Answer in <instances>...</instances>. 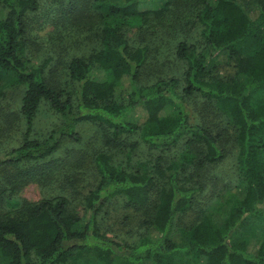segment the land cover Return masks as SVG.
<instances>
[{
    "label": "trees",
    "instance_id": "trees-1",
    "mask_svg": "<svg viewBox=\"0 0 264 264\" xmlns=\"http://www.w3.org/2000/svg\"><path fill=\"white\" fill-rule=\"evenodd\" d=\"M59 1L61 23L86 29L99 25L97 49L66 63L73 91L49 85L43 65L33 66L28 57L26 18L38 9L37 1L0 0V79L9 77L23 86L19 111L24 120L21 142L0 155V169L44 159L55 152L62 137L77 141L74 127L79 122L98 125L108 144L137 134L142 144L161 149L184 138L187 161L196 160L197 167L215 164L225 156L222 130L213 134L193 122L180 99L195 95L208 101L235 130L237 193L221 226L200 211L185 223V241L178 244L170 238L171 226L176 213L192 208L195 189L180 186L177 173H165L158 162L149 169H132L114 166L99 153L94 158L97 181L84 199L86 220L80 223L63 197L7 201L8 210L0 212L1 260L113 264L114 257H120L128 264H181L175 255L185 253L194 264H264L263 239L234 238L231 233L246 218L262 217L260 206L264 207V0H153L154 7L143 8L139 6L143 0ZM179 3L193 6L191 20L198 26L202 46L184 40L174 45L175 56L185 65L178 94L175 78L140 81L147 48H130L121 28L130 18L159 17ZM220 64H233V76L213 75ZM42 100L61 121L38 141L30 134ZM134 146L127 144L126 155ZM28 174L20 180H27ZM117 193L143 214L147 236L137 243L119 244L99 233L97 215Z\"/></svg>",
    "mask_w": 264,
    "mask_h": 264
},
{
    "label": "rangeland",
    "instance_id": "rangeland-1",
    "mask_svg": "<svg viewBox=\"0 0 264 264\" xmlns=\"http://www.w3.org/2000/svg\"><path fill=\"white\" fill-rule=\"evenodd\" d=\"M38 9L27 14L28 57L35 67L43 65L46 82L66 91H73L74 84L66 74V63L73 56L84 57L98 47L97 28L76 27L58 20L56 6L59 0H36ZM62 5V4H61ZM60 5V6H61ZM153 0H143L139 6L154 7ZM193 6L177 5L159 17L148 16L141 21L130 18L121 28L130 48L145 46L146 62L141 72V82L161 78H175L176 91L181 84L184 62L174 54V45L179 40L202 46L198 26L191 20ZM246 44H243L245 47ZM233 64L218 65L213 69L217 77H232ZM23 86L9 77L0 79V155L18 146L24 130L23 116L19 111ZM181 102L193 122L207 127L213 134L221 130L220 145L225 156L215 164L196 166V160L189 162V154L184 153V138L168 148H150L138 141L137 134L119 137L114 144L106 143L98 125L79 122L74 130L78 140L62 137L57 149L51 155L37 162H27L19 166L0 169V212L8 210L7 201L26 200L37 202L43 199L63 197L67 208L75 213L80 223L86 220L84 199L88 190L97 181L94 158L101 153L109 163L132 169H149L158 162L165 173L176 172L177 183L184 188H194L193 206L184 214L176 213L170 230V238L181 244L185 241L183 226L200 214L210 215L212 222L221 226L231 209L237 193L238 174L236 168L237 146L233 139L234 128L223 115L216 113L212 105L199 96L182 97ZM142 117L143 112L137 110ZM135 114L134 116H138ZM140 116H138L140 118ZM61 121L46 101L42 100L33 119L30 138L42 140ZM108 134V130H104ZM135 143L134 149L126 155L127 144ZM198 150V147H197ZM198 153V152H197ZM196 154V158H198ZM25 172L31 175L20 180ZM153 194L150 200H153ZM125 196L117 193L108 197L97 215L99 233L119 244H134L147 236L141 223L143 214L125 204ZM260 218H246L239 227L231 231L234 238L258 237L264 241V207ZM189 255L178 253L175 259L181 264H194ZM0 264H5L0 258ZM113 264H128L120 257H114Z\"/></svg>",
    "mask_w": 264,
    "mask_h": 264
}]
</instances>
